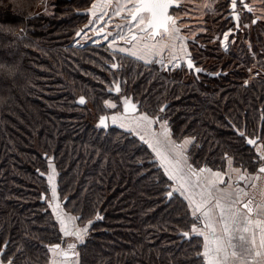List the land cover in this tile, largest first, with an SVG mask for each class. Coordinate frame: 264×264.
<instances>
[{"label": "trees", "instance_id": "obj_1", "mask_svg": "<svg viewBox=\"0 0 264 264\" xmlns=\"http://www.w3.org/2000/svg\"><path fill=\"white\" fill-rule=\"evenodd\" d=\"M87 1L57 0L56 11L45 15L35 14L37 0H0V65L18 69L11 79L0 75V259L48 263L49 248L62 242L52 194L78 221L92 219L87 238L75 245L79 264H205L198 256L202 238L191 231L202 220L171 191L150 148L109 123L95 124L97 115H106L103 98L117 96L123 86L117 75L120 91H108L115 81L108 78L115 72L110 53L72 43ZM248 5L244 13L255 23ZM228 7L214 15L216 34L229 23L235 27ZM239 27L230 35L243 40L239 45L222 50L217 38L191 49V82L179 80L177 67L173 74L137 61L123 68L134 76V90L123 97L165 118L172 137L193 136L187 155L195 167L224 169L229 157L250 173L264 164V24L249 39L260 43L251 48L256 57ZM253 58L260 75L246 85ZM218 69L224 74L209 75ZM50 165L55 196L46 175Z\"/></svg>", "mask_w": 264, "mask_h": 264}, {"label": "rangeland", "instance_id": "obj_2", "mask_svg": "<svg viewBox=\"0 0 264 264\" xmlns=\"http://www.w3.org/2000/svg\"><path fill=\"white\" fill-rule=\"evenodd\" d=\"M179 6L176 8L171 9V13H173L174 16L180 17V25H183L185 27V35L188 37V40L183 44V48L181 43L178 41L171 40L170 36L168 35H162L153 41H147L146 39H141L140 44L138 45V49L140 51H143L142 45L144 43H148L149 45H154L155 48L158 50L156 54H153L151 56L147 57V61L139 60L135 57L129 56L127 53L119 52L114 48L109 47L110 43L112 42L113 38L115 37L116 33L120 31L116 26L117 25H123L127 23V20L123 17L126 15V13L121 14V16H115L113 14V7L115 5L116 0H88L87 4L82 6L80 8V11L86 12L87 17L82 25H80L79 30L77 32H80L81 34L77 36L75 34V38L73 39L72 43L73 45H97L107 54H111L112 61L110 64L117 63V67L115 68V72L110 74L109 79L114 81L116 79L115 76H121L122 78V92L118 93L115 97H105L103 98V105H104V112L103 114H106L108 117V123L114 128L121 129L123 131H126L127 133H130L131 135H134L136 138L144 142L150 150L154 154V159L157 160L159 167L161 170L168 176L170 180V189L172 192L176 193L183 199H185L187 206L190 211V197L193 196V181H192V170L200 171V167H195L190 163L189 156L187 155V150L190 148L191 144L194 141V137L191 135L183 136L180 139H176L172 137L170 132V125L168 124L167 120L165 118H159V120H156V115H149L146 111L140 109L135 113L132 114H123L121 111V108L119 107L121 104L120 102L124 95L129 92H132L134 90L133 88V79L134 76L125 74L123 71V68L125 67V64L131 61H137L142 64H144L146 67L150 68H157V71H164L165 66H168L169 71L168 73H172L175 70V64L177 60H181L182 67L184 66V61L186 57L191 58V49L212 45L215 43V39L218 38L219 45L222 50L225 49V47L228 44H232L233 46L241 44L243 40L239 41L234 37H231L230 35L232 33H236L234 31L235 29L239 27V24L241 27H239V38L244 39V43L246 46H248V52L251 50V54L253 57H256L255 51H252V47H258L260 48V43H252L249 39L253 41L255 38L253 30H255V26H259L264 24V0H246L248 4H251L254 9V14L256 17L254 18V22H251V16H248L244 13L245 9L239 7L237 16L239 19L234 22L235 27L232 28L230 23L227 25L226 31L223 34H216V30L214 29V15L217 13V10H220L218 15L220 13H226L227 8L229 5H231L232 0H178ZM223 1V2H222ZM108 2L110 4L109 9L107 10V14L103 16L102 19H97L94 17L91 12L93 5ZM222 3V7L220 9H217V4ZM59 3L57 0H37L36 7H35V14H45L50 15L53 12L56 11L58 8ZM250 6V5H249ZM99 15V13H97ZM259 19V20H258ZM92 21V23H90ZM260 21V22H259ZM258 22V23H257ZM263 22V23H262ZM87 26V27H86ZM20 30L23 29L21 26L19 28ZM103 29V31H101ZM258 30V28H256ZM24 31V30H23ZM125 33L127 34L128 30L124 29ZM135 31V29H133ZM25 32V31H24ZM76 32V33H77ZM112 33V36H109L107 40H105V34L106 33ZM99 33V35H98ZM227 35V39H225V36ZM164 38L167 42V46L164 48L162 47V44L160 43L159 38ZM207 39L206 41H204ZM98 41V43L96 42ZM116 45L117 47H129L125 40H120L119 38L116 39ZM161 48V49H160ZM207 50V49H205ZM202 52H205L203 49H201ZM264 54V50H263ZM159 60V63H155V60ZM116 60V62L114 61ZM212 60V58H211ZM255 58H253V62L249 64L245 70H247V76L243 79L244 84H248L249 81H251L252 78H257L260 75V71H258L256 68V65L254 64ZM157 62V61H156ZM129 64V63H127ZM167 64V65H166ZM110 65V66H111ZM158 66V67H157ZM185 68V66H184ZM125 69V68H124ZM173 70V71H172ZM179 69V80L183 82H191L193 79L192 74L186 73V68ZM178 72V71H177ZM108 76V74H105ZM117 81H114V84ZM120 84V83H119ZM128 90V91H127ZM115 104V108H109L108 104ZM88 108L91 110V112H94V108L92 107V102L88 100L87 104ZM147 115L150 119H152L154 122L149 124L147 121H139L138 117L141 115ZM116 116L117 121L116 123L112 122V117ZM98 115L95 120V124H98ZM166 122V126L168 129V135L165 137L162 133L164 131L162 125ZM124 125V127H121V125ZM143 137V139H141ZM190 140L191 143L187 145V147H184V141ZM177 145L181 147H176ZM183 148V149H182ZM188 148V149H187ZM184 149H187L183 151ZM157 153H160L158 155ZM162 157H167L169 161L172 163H166ZM179 161V167H173V165L176 164V162ZM206 169L213 171V170H223V169H213L210 167H205ZM167 169V171H166ZM47 177L54 176L55 177V171L53 169V165H50L49 171L46 173ZM175 177V178H173ZM51 187L56 186L53 185V180L51 181ZM183 185V191H181V186ZM53 191V190H52ZM56 191V190H55ZM53 199H56L57 204L59 207L57 208L56 205L52 206L53 213L55 215V218L59 222V229L61 231V246L65 247V250L69 249L70 251L74 252L76 256V248H69L68 244L76 245L79 243H82L85 241V239L88 236V232H90V225L92 224V219L88 220L86 222H80L77 220L76 216L72 213H69L63 209L58 201V198H53L52 194H50V197ZM191 213V211H190ZM192 215V213H191ZM63 219L65 221V225L68 227L69 231H78L80 232V238H78L76 235L71 236H64L63 235V227L64 225H61L60 220ZM191 225V224H190ZM194 225V224H193ZM197 226V225H196ZM195 227V225L193 226ZM192 227V228H193ZM87 231H84V230ZM192 231V229H191ZM71 242L65 245V243ZM203 243V239H202ZM60 247V245H59ZM51 248H49V254H51L50 251ZM202 252V251H201ZM56 255V253H55ZM49 258V256H48ZM2 261V260H1ZM205 261V260H204ZM3 263H6L7 261H2ZM2 262H0L2 264ZM8 263V262H7ZM11 264V263H10ZM66 264H70V261ZM73 264H79L78 256H76V261H74Z\"/></svg>", "mask_w": 264, "mask_h": 264}, {"label": "snow or ice", "instance_id": "obj_3", "mask_svg": "<svg viewBox=\"0 0 264 264\" xmlns=\"http://www.w3.org/2000/svg\"><path fill=\"white\" fill-rule=\"evenodd\" d=\"M244 8V3L241 0H232V9L235 10L237 6ZM110 4L108 2L99 3L93 5L91 14L97 19H102L104 15L107 14ZM170 7H178L172 3V0H116L113 7V14L115 16H121L122 12L126 13L123 17L127 20L126 24L117 25L116 27L120 29L113 38L109 47L116 49L119 52L127 53L129 56L135 57L139 60L147 61V57L157 53V49L154 45H149L144 43L142 45L143 51L138 49L141 39H146L147 41H153L155 38L168 35L174 39H183L180 37V29L176 26L177 21L168 14ZM250 11V10H249ZM99 13V15H97ZM237 20L239 17L237 16ZM92 23V21H90ZM87 27V26H86ZM127 29V34L124 29ZM135 29V31H133ZM103 31V29H101ZM81 33L77 32V36ZM99 35V33H98ZM109 36H112V33L105 34V40ZM125 40L129 47H117L116 39ZM227 39V35L225 36ZM98 43V41H96ZM188 68H193L192 61L189 59ZM4 65H0V68H3ZM112 68H116V64L111 65ZM197 72L201 69H196ZM116 92L120 91L119 85L116 86ZM83 104L85 101L83 98L79 101ZM109 108H115V104H108ZM124 110L125 113L135 112L136 105L130 104L129 101H124ZM163 111V109H161ZM159 120V117L156 118ZM117 117H112V122L116 123ZM139 121H147L149 124L154 121L150 119L147 115L141 114L138 117ZM105 118H101L100 124L104 125ZM121 127H124L122 124ZM164 131L163 135L167 137L168 129L166 122L162 125ZM143 139V137H141ZM191 143L190 140H185L184 144ZM249 144H255V141L249 140ZM176 147H181L177 145ZM160 155V153H157ZM162 159L171 164L172 162L168 160L167 157H162ZM173 167H179V161L176 162ZM167 171V169H166ZM210 171L208 169H200V172ZM259 173H264V167L258 169ZM195 174V173H194ZM213 175L219 177V173H214ZM53 176H49V181L53 180ZM175 178V177H173ZM257 179L259 177H256ZM244 176H240L236 183H239L241 180H244ZM223 183V179L219 181ZM216 181H211L208 185L207 196L211 200L213 199L212 189L216 188ZM255 185H253L254 187ZM183 185L181 186V191H183ZM219 191V189H217ZM172 192L168 193V196L171 197ZM247 195L243 189L236 190V199H227L225 203H222L220 199H216L214 203V208L212 211L204 210L206 201L200 204H193V215L196 217L197 221L203 219L205 223L202 225L204 229L207 230V234L204 231H198L197 228L193 227L192 232L196 236L203 238V252L198 254L202 256L205 260V264H229L231 261L232 264H235V261L239 260L240 264H259V258L264 257V221L257 219L252 220L251 215L254 212L253 207H251L252 202L249 200L247 203H242L240 197ZM53 196H55V187H53ZM203 199V197H202ZM242 203V208L245 211H242L240 205ZM58 208L59 206L56 205ZM218 210V213L216 212ZM256 212H264V205H257ZM213 215H217L218 219L213 220ZM63 227V235L71 236L76 235L80 238V232L69 231L68 227L65 225L63 219L60 220ZM219 223V232L217 231L216 224ZM242 225V227H241ZM84 231H87L86 229ZM259 232V242L256 239V232ZM249 234V235H245ZM184 236H188V233H183ZM237 242L234 243L233 240ZM75 245H69V248H74ZM59 248V245L55 246L52 251H55ZM231 249V251H229ZM239 249V254L237 252ZM259 249V250H258Z\"/></svg>", "mask_w": 264, "mask_h": 264}, {"label": "crops", "instance_id": "obj_4", "mask_svg": "<svg viewBox=\"0 0 264 264\" xmlns=\"http://www.w3.org/2000/svg\"><path fill=\"white\" fill-rule=\"evenodd\" d=\"M159 39L163 48L167 46V44L165 45V43L167 42L163 37ZM187 145H184L183 148H185V146L187 147ZM187 149H184L183 151ZM214 173H219L220 176L217 177L213 175ZM191 175L193 181V186H192L193 196L192 198L190 197L189 203H190V211L192 215H193V204H200L206 201L207 203L205 204L204 210L212 211L216 199H220L222 203H225L229 198L236 199V190L239 188V189H243V191L247 193V195H243L240 197L242 203H247L249 200L252 202L251 207H253L254 209V212L251 215L252 220L255 221L257 219H260L264 221V212L255 211L257 205H264V173H259L258 171L250 173L242 167L235 166L232 163V160L228 159L226 167L223 170H213V171H205V172L197 171L195 172V174L192 173ZM240 176H244L245 179L241 180L239 183H236V181L239 179ZM256 177L259 178L257 179ZM221 179H223V183L219 182ZM211 181H216L217 183H216V188L212 189L213 199L210 200L207 196V192H208V185ZM253 185L255 186L253 187ZM217 189H219V191H217ZM242 203L237 206L241 207L242 211L246 212V210L242 208ZM216 212L218 213V210H216ZM212 218L213 220H217L218 216L213 215ZM204 223L205 221L202 219V225ZM202 225L195 226V228H197L198 231H204L205 234H207V230L204 229ZM216 227H217V231L219 232V228H220L219 223L216 224ZM74 232L76 231L74 230ZM245 235H249V234H245ZM259 236L260 234L257 231L256 232L257 242H259ZM233 242L236 243L237 241L234 239ZM68 243L71 242H67L65 243V245ZM203 243H202V252H203ZM52 249L53 248L50 249L51 254H49L47 264H66L67 261L68 263L70 261V264H73L74 261H76L75 255L62 256V254H64V252L66 251H65V247H62L61 244L60 247L57 248L55 251H52ZM229 251H231V249H229ZM67 252H72V251L67 249ZM237 252L239 254V249H237ZM0 262H2L1 259ZM2 264H10V262L8 263L2 262ZM229 264H232V262L230 261ZM235 264H240V261L239 260L235 261ZM259 264H264V257L259 258Z\"/></svg>", "mask_w": 264, "mask_h": 264}, {"label": "water", "instance_id": "obj_5", "mask_svg": "<svg viewBox=\"0 0 264 264\" xmlns=\"http://www.w3.org/2000/svg\"><path fill=\"white\" fill-rule=\"evenodd\" d=\"M241 2L244 3V5H245L244 9L247 10V11H249V10H250V7H249L248 3L246 2V0H241ZM172 3L175 4V5H178V6H179V1H178V0H172ZM173 8H176V7H170L169 10H168V14L171 15V16L177 21L176 26L180 29L178 35H179L180 37L183 38V39H180V40L182 41V44H184V43L188 40V37H187V36L185 35V33L182 31V30H183V25L178 24V21L180 20V17L174 16V15L170 12L171 9H173ZM231 9H232V3H231ZM231 14H232L233 18L236 17V12H235V10L232 9ZM76 34H77V33H76ZM170 38H171V40H174V41L179 40V39H174L173 37H170ZM189 59L191 60L190 57H186V58H185L186 67H188L187 64H188V60H189ZM114 64H116V63H114ZM178 64H180V62H178ZM192 64H193V62H192ZM193 67H194V65H193ZM219 73H220V71L215 72V73H210V75H211V76H217V75H219ZM119 83H120L119 80H117V82H116L115 84H113L112 88H110L108 91H110V92H112V93H117L115 89H116V86H117V85H119V88H120V84H119ZM125 100L129 101L130 104H134V105H136V110H135V112L138 111V106H137V104L134 103L130 98H126V99H123V105H122V107H123L122 113H123V114H132V113H135V112H131V111L128 112V113H125V110H124V101H125ZM165 106H166V104H164V105L161 107V109H164ZM101 118H105V123H104L103 126L106 128V127L108 126V117H107V115H102ZM101 118H99L98 125H100V120H101ZM253 141H254V140H253ZM250 145H253V144H250ZM261 167H264V165L260 166L259 168H261ZM202 168L204 169V166H201V169H202ZM259 168H258V169H259ZM190 169L192 170V168H190ZM192 171H193V170H192ZM193 172H194V171H193ZM57 245H59V244H55V245L53 246V248H55V246H57ZM2 251H3V250H0V255H1ZM65 251H66V250H65ZM74 254H75L74 252H67V251H66V252H64V254H62V256H64V255H66V256H73Z\"/></svg>", "mask_w": 264, "mask_h": 264}, {"label": "flooded vegetation", "instance_id": "obj_6", "mask_svg": "<svg viewBox=\"0 0 264 264\" xmlns=\"http://www.w3.org/2000/svg\"><path fill=\"white\" fill-rule=\"evenodd\" d=\"M247 2V1H246ZM238 8H239V5L237 6V8L235 9V12H236V17L235 18H237V12H238ZM232 11V10H231ZM173 14V13H172ZM231 16H232V14H231ZM233 17V16H232ZM182 19V18H181ZM180 19V20H181ZM180 20L178 21V24H181L180 23ZM185 27L183 26V32L185 33ZM160 37V36H159ZM158 38V37H157ZM156 39V38H155ZM180 42L181 43V45H182V48H183V44H182V41L179 39V40H177V42ZM165 45H166V43H165ZM115 62H116V60H114ZM157 61V62H156ZM178 62H180V64H178ZM155 63H159V60H155ZM117 64V63H116ZM111 65V64H110ZM167 65V64H166ZM182 62H181V60L179 59V60H177L176 61V64H175V67H177L178 69H184L185 70V68H186V73H188V74H192V77H193V74L195 75V73L194 72H190L189 73V69H187V67H186V63H185V61H184V66H185V68H184V66L182 67ZM169 66V65H168ZM168 66H165V67H168ZM183 70V71H184ZM218 71H220V73H219V75H217V76H211L210 75V73H215V72H218ZM203 72V71H202ZM215 72H210L209 73V75L211 76V77H214V78H217L218 76H220L221 74H224V72H222L220 69H218V70H216ZM196 76V75H195ZM113 86V85H112ZM112 86H111V88H112ZM125 99V98H124ZM122 105H123V99H122V103H121V111L123 110V107H122ZM139 110V109H138ZM228 159H231L232 160V158L231 157H229ZM228 159H227V161H228ZM227 161H226V164H227ZM232 163H233V160H232ZM234 164V163H233ZM264 165V164H263ZM236 166V165H235ZM225 167H226V165H225ZM237 167H241V166H237ZM192 168V167H191ZM205 168V167H204ZM243 168V167H242ZM200 169H201V167H200ZM245 169V168H244ZM192 171V170H191ZM194 171V172H193ZM193 171H192V173L194 174L195 172H196V170H194L193 169ZM193 216V218H195L196 219V217L194 216V215H192ZM200 220H202V219H200ZM60 245V244H59Z\"/></svg>", "mask_w": 264, "mask_h": 264}, {"label": "clouds", "instance_id": "obj_7", "mask_svg": "<svg viewBox=\"0 0 264 264\" xmlns=\"http://www.w3.org/2000/svg\"><path fill=\"white\" fill-rule=\"evenodd\" d=\"M13 3H15V0H13ZM17 70L18 69L13 66H4L3 68H0V75H6L9 79H11L14 77Z\"/></svg>", "mask_w": 264, "mask_h": 264}]
</instances>
